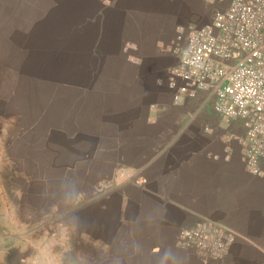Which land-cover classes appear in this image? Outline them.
Masks as SVG:
<instances>
[{"label":"rangeland","instance_id":"374dc122","mask_svg":"<svg viewBox=\"0 0 264 264\" xmlns=\"http://www.w3.org/2000/svg\"><path fill=\"white\" fill-rule=\"evenodd\" d=\"M229 2L0 0V215L12 214L21 199L28 205L41 199L21 197L14 172L24 152L21 127L29 123L36 124L28 134L38 163L51 155L55 165L69 162L68 177L48 178L52 227L55 234L64 229V244L85 261L101 248L126 252V228L116 224L120 198L109 194L112 161L140 164L141 155L161 152L226 160L236 146L242 168L240 122L222 118L204 94L174 105L167 87L177 26L203 25ZM95 191L102 197V241L93 239ZM201 216L214 218L198 213L194 221ZM170 245L178 256L172 264H212L182 251L176 239Z\"/></svg>","mask_w":264,"mask_h":264},{"label":"crops","instance_id":"0c3cea01","mask_svg":"<svg viewBox=\"0 0 264 264\" xmlns=\"http://www.w3.org/2000/svg\"><path fill=\"white\" fill-rule=\"evenodd\" d=\"M35 125L21 127L24 131L19 142L24 152L15 157L14 172L20 180L21 197L30 193L41 199L34 200L33 205L21 199L12 214L5 211L6 215H0V264H161L165 253L169 254L167 264H172L178 256L170 244L176 239L178 227L191 224L198 213L212 215L237 233L222 259L209 260L196 254L203 263L264 264V179L246 172L242 163V168L236 167V146L226 160L203 153L161 152L147 158L141 155L140 164L112 161L115 181L109 194L117 193L120 198L116 224L126 228V252L115 255L109 249L103 254L101 248L93 260L76 256L68 248L64 229L54 233V191L47 186L48 178L68 177L69 162L62 158L55 165L51 155V160L38 163L28 134ZM97 161L101 164L100 159ZM39 183L42 189L35 190ZM97 194L95 191L92 197L98 207L97 217L93 218V239L102 241V197ZM130 206L133 214L129 213ZM80 235L78 231L76 236Z\"/></svg>","mask_w":264,"mask_h":264},{"label":"built area","instance_id":"2783aa9c","mask_svg":"<svg viewBox=\"0 0 264 264\" xmlns=\"http://www.w3.org/2000/svg\"><path fill=\"white\" fill-rule=\"evenodd\" d=\"M172 47L177 56L167 78L172 104L204 94L222 118L238 120L243 167L264 179V0H230L203 25L177 26ZM236 238L221 221L201 216L179 229L176 244L219 260Z\"/></svg>","mask_w":264,"mask_h":264},{"label":"clouds","instance_id":"9594fccd","mask_svg":"<svg viewBox=\"0 0 264 264\" xmlns=\"http://www.w3.org/2000/svg\"><path fill=\"white\" fill-rule=\"evenodd\" d=\"M168 253H165L164 254V257H162V261H161V264H167V257H168Z\"/></svg>","mask_w":264,"mask_h":264}]
</instances>
